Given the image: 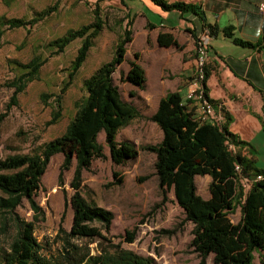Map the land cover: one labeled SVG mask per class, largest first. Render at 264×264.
Returning a JSON list of instances; mask_svg holds the SVG:
<instances>
[{"label":"trees","instance_id":"1","mask_svg":"<svg viewBox=\"0 0 264 264\" xmlns=\"http://www.w3.org/2000/svg\"><path fill=\"white\" fill-rule=\"evenodd\" d=\"M103 1L96 0L91 4L85 0L87 5H92V20L67 29L46 44L49 53L55 55L74 39H80L76 54L67 68V79L61 93L41 94L42 102L48 105L47 99L53 95L46 125L56 123L62 116V93L85 61L94 39L106 27L100 6ZM118 1L124 7L128 6L129 0ZM150 1L165 11L197 12L193 3ZM50 9L47 7L36 11L31 18L1 15L0 39L5 29H28L43 19ZM132 17L127 13L113 19V25L121 29L113 54L83 78L85 94L73 101L74 113L64 131L30 152L12 153L0 158V264H160L151 255L125 248L121 242H111L105 233L110 230L113 212L88 202L81 192L83 171L91 167L93 160L107 157L104 145L98 139L99 133L103 132L104 144L114 164H123L137 157L138 146L130 140H118L117 134L138 117L155 122L162 131L158 142L142 144L140 148L155 154V175L161 194V200L156 205L164 203L168 199L167 191L172 189L177 204L183 209L184 219L192 223V237L188 246L198 256L196 264H206L209 254H212L215 264H255V252L259 255L260 264H264V169L256 167L251 144L229 130L230 116L223 109L224 121L220 126L198 122L177 91L167 92L151 116L143 115L134 104L121 97L113 73L125 61L126 47L132 39ZM204 26L209 28L212 35L214 28L208 24ZM109 29L112 30L113 26L109 25ZM223 33L235 43L264 48V36L253 43L232 37L231 26L225 27ZM158 43L161 46H178L176 39L167 32L158 34ZM137 58L138 53L134 52L133 59L127 61L128 70L125 73L120 71V80L143 89L146 75ZM8 61L14 73L5 83L12 88L9 107L17 103L18 94L29 82L39 78L46 57L34 53L26 62L16 59ZM207 76L208 70L206 79ZM129 95H136V91L130 90ZM5 115L6 112H0V125ZM260 121L264 132V120ZM230 144L232 147H229ZM243 149L247 150L248 155L242 152ZM57 153L63 155L58 185L64 183L63 172L73 166L69 181L73 189L69 198L72 219L69 230L59 227L56 237L60 239V246L55 252L44 254L41 251L43 246L34 236L35 222L43 213L35 197L41 188V177L49 160ZM196 175L210 177L208 198L196 192ZM113 176V183L119 184L122 178L117 176V172H113ZM244 178L247 179V186L244 185ZM23 199L28 201L33 212L32 220L25 219L17 212ZM238 206L240 219L232 222L229 215ZM135 229L125 230V242L134 240ZM175 231V228L160 230L166 234ZM80 239L96 241L95 252H91L88 244L76 242Z\"/></svg>","mask_w":264,"mask_h":264},{"label":"rangeland","instance_id":"2","mask_svg":"<svg viewBox=\"0 0 264 264\" xmlns=\"http://www.w3.org/2000/svg\"><path fill=\"white\" fill-rule=\"evenodd\" d=\"M90 2V0H88ZM92 2V1H91ZM130 2H136L132 0ZM93 3V2H92ZM91 3V4H92ZM133 5H137L133 3ZM102 15L106 27L94 39L88 56L69 85L62 93V116L50 125L53 95L45 104L41 94H60L67 79V68L76 54L80 41L71 42L59 54L51 55L46 44L62 35L67 26H80L92 20V5L85 0H0V16L31 18L36 11L51 7L48 14L28 29L23 27L5 29L1 36L0 45V112L6 115L0 125V158L12 153H27L34 147L60 135L74 113L73 101L85 94L82 86L83 78L101 63L108 61L114 50L121 29L113 25V19L122 17L118 2H101ZM109 25L113 29H109ZM34 53L46 57L41 66L39 78L29 82L26 88L18 94L17 103H10L12 88L5 83L13 76L9 59L26 62ZM132 56V52L130 51ZM127 67L125 61L113 73L114 82L118 85L123 99L129 98L130 85L120 80V71ZM118 140H132L139 148L134 159L123 164H114L109 156L106 145L104 150L107 157L95 159L88 170L83 171L81 192L88 202L107 208L113 212V219L107 238L113 243L121 242L139 254L151 255L160 264H196L198 256L188 246L192 237V223L184 219L183 209L177 204L172 189L167 191L168 199L156 205L161 200L157 176L155 175V154L140 148L142 144L156 143L160 139L159 128L146 119L132 120L118 132ZM104 143L103 139H99ZM255 165L264 169V133L250 140ZM248 155L246 149L242 150ZM61 153L54 154L41 177V188L35 197L42 208V215L35 222L34 236L43 246L44 254L55 252L60 246L56 237L59 227L69 230L72 209L69 203L73 191L69 185L73 166L63 172V184L58 185L59 166L62 162ZM113 172L122 180L113 183ZM208 175H196L194 182L196 192L203 198L209 196ZM244 185L247 186L245 180ZM67 202V204H66ZM20 216L27 220L33 219V212L26 199L17 207ZM232 222L240 219L238 206L229 215ZM95 225H100L94 222ZM136 228L132 242H125V230ZM172 234L160 232L161 229L172 230ZM83 245L88 244L91 252H95L96 241L89 239L76 240ZM254 263L260 264L258 253H254ZM206 264L212 262V254L206 258Z\"/></svg>","mask_w":264,"mask_h":264},{"label":"crops","instance_id":"3","mask_svg":"<svg viewBox=\"0 0 264 264\" xmlns=\"http://www.w3.org/2000/svg\"><path fill=\"white\" fill-rule=\"evenodd\" d=\"M130 1H127V7L118 0L104 1L118 2L122 16L127 13L133 16L132 39L126 47L125 61L133 59V53L137 52V62L146 75L143 89L123 81L130 85V90L136 91V95H129L125 101L134 104L145 116L156 111L159 100L169 91L179 92L184 103L187 82L193 70L195 37L208 24L214 28L208 45V96L223 105L231 118L228 128L240 139L251 144L250 140L264 133L260 121L264 120V48L235 43L223 33L225 27L231 26L232 37L253 43L261 39L264 36V6H261L264 0H168L196 4L197 12L165 11L150 0ZM125 23L126 19L122 25ZM74 27L67 26L63 31ZM162 32L170 33L178 46L159 45L158 34ZM76 41L80 39L71 42ZM127 70L128 63L123 72ZM159 135L161 139L160 128ZM100 137L104 141L103 132L99 133L98 139Z\"/></svg>","mask_w":264,"mask_h":264},{"label":"built area","instance_id":"4","mask_svg":"<svg viewBox=\"0 0 264 264\" xmlns=\"http://www.w3.org/2000/svg\"><path fill=\"white\" fill-rule=\"evenodd\" d=\"M261 6L263 7L264 4ZM210 36L209 28L203 26L195 37L194 64L187 82L184 104L198 122H208L220 126L224 121L223 105L220 102L211 100L206 87ZM229 147H232V145L230 144ZM236 168L238 169V166ZM243 180L247 183L246 178Z\"/></svg>","mask_w":264,"mask_h":264}]
</instances>
